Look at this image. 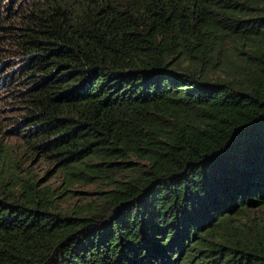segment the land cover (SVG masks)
Here are the masks:
<instances>
[{
    "label": "trees",
    "instance_id": "trees-1",
    "mask_svg": "<svg viewBox=\"0 0 264 264\" xmlns=\"http://www.w3.org/2000/svg\"><path fill=\"white\" fill-rule=\"evenodd\" d=\"M6 62L0 264H264V0H0ZM23 149L70 178L134 162L67 213Z\"/></svg>",
    "mask_w": 264,
    "mask_h": 264
},
{
    "label": "rangeland",
    "instance_id": "rangeland-1",
    "mask_svg": "<svg viewBox=\"0 0 264 264\" xmlns=\"http://www.w3.org/2000/svg\"><path fill=\"white\" fill-rule=\"evenodd\" d=\"M8 3L9 0H6ZM6 4V3H5ZM15 71V72H12ZM17 66L11 67L10 62L0 64V136L5 137L4 131L23 115L22 104L17 102L15 94L19 96L22 88L20 79L12 78V73L17 74ZM20 74V73H19ZM9 143L20 144L15 137L8 139ZM21 151V163L26 172L36 181L38 189L46 192L57 207L63 212L88 211L101 202V191L107 193L114 185L113 180H126L131 174L125 162L134 159L118 160L120 165H112L107 171H103L101 177H73L66 173L62 165L52 158H43L41 155H31ZM117 161V160H115ZM92 175V174H91Z\"/></svg>",
    "mask_w": 264,
    "mask_h": 264
}]
</instances>
